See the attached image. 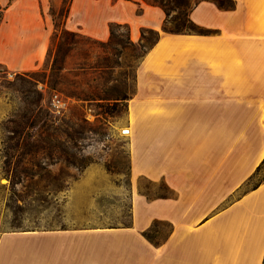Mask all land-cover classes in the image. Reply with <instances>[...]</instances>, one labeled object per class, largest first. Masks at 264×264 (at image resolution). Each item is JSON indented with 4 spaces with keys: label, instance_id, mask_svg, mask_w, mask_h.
Returning <instances> with one entry per match:
<instances>
[{
    "label": "crops",
    "instance_id": "0c3cea01",
    "mask_svg": "<svg viewBox=\"0 0 264 264\" xmlns=\"http://www.w3.org/2000/svg\"><path fill=\"white\" fill-rule=\"evenodd\" d=\"M84 1L71 0L63 28L99 41L110 23L133 42L160 32L126 100L129 223L5 232L0 264H264V180L246 184L264 159V0H193L203 33L161 31L163 10L142 0H86L106 3L87 26ZM49 2L0 0L9 71L43 66Z\"/></svg>",
    "mask_w": 264,
    "mask_h": 264
},
{
    "label": "rangeland",
    "instance_id": "374dc122",
    "mask_svg": "<svg viewBox=\"0 0 264 264\" xmlns=\"http://www.w3.org/2000/svg\"><path fill=\"white\" fill-rule=\"evenodd\" d=\"M83 4L87 26L103 17L104 12L96 9L103 11L106 3ZM65 5L63 0H50L47 12H55V23H60ZM172 14L169 11L168 17ZM54 31L40 69L18 73L0 68H5L0 72V235L129 223L131 181L123 129L126 100L134 90L143 48L139 39L130 42L125 30L116 28L121 42L101 45L79 31L73 43L63 44L57 54L61 38ZM53 57L62 67L57 69L61 77L57 83L49 71ZM37 82L67 98L61 114L48 110ZM85 95H120L126 100H87ZM24 114H30L31 121L21 129L19 141L31 142L29 148L16 146L8 131ZM263 175L264 167L255 180ZM140 182L150 188L147 181ZM21 242L14 247L30 246Z\"/></svg>",
    "mask_w": 264,
    "mask_h": 264
},
{
    "label": "trees",
    "instance_id": "16d2710c",
    "mask_svg": "<svg viewBox=\"0 0 264 264\" xmlns=\"http://www.w3.org/2000/svg\"><path fill=\"white\" fill-rule=\"evenodd\" d=\"M147 4L155 5L160 7L164 14L165 18L163 20V23L161 25V31L166 33H182V32H200L203 33L205 30H202L198 28L189 18V12L191 8L195 5L196 1L193 0H142ZM71 0H63V3L66 4L64 8H62L61 11V21L60 23H55V12L51 11L50 15L52 17V21L54 23V29H55V36H59L61 38V41H58L56 45L57 54L60 53V50L63 48V44H69L73 43L75 36L78 34L73 31L66 30L62 27V23L65 19V17L68 14L69 5ZM219 4L222 5L223 1H219ZM169 11H174V14L169 16ZM116 28H123L126 32V36L128 37V40L131 42L129 38V27L127 24H121V23H110L109 24V36L107 41H99L94 40L95 42L104 45L107 43H110L112 41L118 43L121 42V38L116 35L115 29ZM60 30V31H59ZM59 31V32H58ZM160 36V32L158 30L150 29V28H142L140 30V37H139V43L140 46L143 48V52L141 55V58L145 55V53L158 41ZM60 40V39H59ZM47 54H49V50H47ZM141 60V59H140ZM3 65L0 64V68H2ZM57 69H62L61 65L58 64V57H53L52 63L50 66L49 71L53 75V83H57L60 80V76L57 74ZM5 68L2 70L0 69V72L4 71ZM34 73V72H32ZM87 100H105V99H114L118 101L126 100L125 96L116 95L114 98H108L106 96L102 95H93V97H90L85 95V98ZM35 100H29L30 104H33ZM32 111V109H31ZM34 119V117H33ZM31 121V115L30 114H24L22 116V121L20 123H15V121L11 120V122L15 123L8 131L11 132L12 138H15V145H21L23 147L29 148L32 147L33 144L28 141H19V135L21 133V129H23L24 125H28ZM14 135H18L17 137ZM9 147H11V144H9ZM264 167V159L261 161V163L257 166L255 172L247 179L246 184L248 187L255 188L264 180V175L256 179L255 178L259 175L260 171ZM144 235L147 239L153 240L150 233L144 232Z\"/></svg>",
    "mask_w": 264,
    "mask_h": 264
},
{
    "label": "built area",
    "instance_id": "2783aa9c",
    "mask_svg": "<svg viewBox=\"0 0 264 264\" xmlns=\"http://www.w3.org/2000/svg\"><path fill=\"white\" fill-rule=\"evenodd\" d=\"M36 89L45 96L47 108L52 114H61L68 105V100L45 83L37 82Z\"/></svg>",
    "mask_w": 264,
    "mask_h": 264
},
{
    "label": "bare ground",
    "instance_id": "6f19581e",
    "mask_svg": "<svg viewBox=\"0 0 264 264\" xmlns=\"http://www.w3.org/2000/svg\"><path fill=\"white\" fill-rule=\"evenodd\" d=\"M124 130L127 132V128H124Z\"/></svg>",
    "mask_w": 264,
    "mask_h": 264
},
{
    "label": "water",
    "instance_id": "95a60500",
    "mask_svg": "<svg viewBox=\"0 0 264 264\" xmlns=\"http://www.w3.org/2000/svg\"><path fill=\"white\" fill-rule=\"evenodd\" d=\"M124 130V129H123Z\"/></svg>",
    "mask_w": 264,
    "mask_h": 264
}]
</instances>
